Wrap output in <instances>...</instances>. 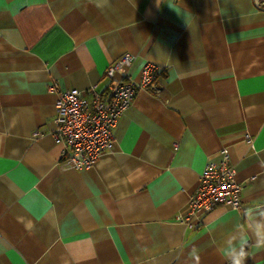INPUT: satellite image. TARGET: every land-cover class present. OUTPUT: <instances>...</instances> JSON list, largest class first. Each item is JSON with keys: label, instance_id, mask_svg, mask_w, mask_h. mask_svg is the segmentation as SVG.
<instances>
[{"label": "crops", "instance_id": "0c3cea01", "mask_svg": "<svg viewBox=\"0 0 264 264\" xmlns=\"http://www.w3.org/2000/svg\"><path fill=\"white\" fill-rule=\"evenodd\" d=\"M125 53L135 81L155 67L160 92L137 93L91 168L61 166L50 87L103 92ZM224 150L240 207L178 221ZM249 210L264 220V10L253 0H0V264H227ZM241 234L245 264H264Z\"/></svg>", "mask_w": 264, "mask_h": 264}, {"label": "built area", "instance_id": "2783aa9c", "mask_svg": "<svg viewBox=\"0 0 264 264\" xmlns=\"http://www.w3.org/2000/svg\"><path fill=\"white\" fill-rule=\"evenodd\" d=\"M253 1L257 9L264 10V0ZM133 61L132 54L125 53L107 68V86L103 92L96 85L86 90H61L56 84L50 87L56 94L55 131L52 135L62 144L61 166L78 170L91 168L100 156L112 149L113 128L137 93L142 90L160 92L157 72L152 64L143 68L138 81L131 78L129 72ZM241 188L224 150L220 162L206 164L196 191L190 197L187 212L177 220L193 227L191 222L199 212L211 211L219 205L238 209Z\"/></svg>", "mask_w": 264, "mask_h": 264}, {"label": "clouds", "instance_id": "9594fccd", "mask_svg": "<svg viewBox=\"0 0 264 264\" xmlns=\"http://www.w3.org/2000/svg\"><path fill=\"white\" fill-rule=\"evenodd\" d=\"M245 216V225H238L240 231L231 235L222 249V255L227 264H245L248 254L244 246L246 243L244 235L241 234L245 229L251 233L255 247L264 249V220H256L250 210L245 213ZM252 221H255V223H251ZM195 254L196 251L194 249L192 255Z\"/></svg>", "mask_w": 264, "mask_h": 264}]
</instances>
